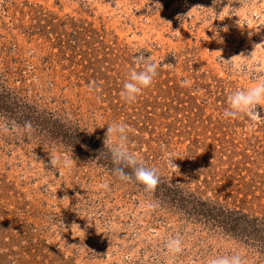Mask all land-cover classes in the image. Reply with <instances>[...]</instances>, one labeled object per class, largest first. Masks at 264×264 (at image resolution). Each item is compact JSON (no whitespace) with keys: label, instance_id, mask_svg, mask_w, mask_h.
I'll use <instances>...</instances> for the list:
<instances>
[{"label":"rangeland","instance_id":"374dc122","mask_svg":"<svg viewBox=\"0 0 264 264\" xmlns=\"http://www.w3.org/2000/svg\"><path fill=\"white\" fill-rule=\"evenodd\" d=\"M138 54L158 75L128 104ZM261 80L264 0H0V264H264V107L223 117ZM113 122L159 170L154 192L113 174Z\"/></svg>","mask_w":264,"mask_h":264},{"label":"clouds","instance_id":"9594fccd","mask_svg":"<svg viewBox=\"0 0 264 264\" xmlns=\"http://www.w3.org/2000/svg\"><path fill=\"white\" fill-rule=\"evenodd\" d=\"M133 63L135 67L129 70L127 79L124 81L120 92L122 100L128 104L136 103L144 90L154 83L159 67L151 56L143 54L136 55ZM235 67H239V65ZM190 83L188 80L182 81V85ZM99 91L100 89L96 83L94 81L90 82L88 92L92 94ZM257 106L264 107V80L256 83L254 87L232 92L228 96V107L223 112V117L226 119H238L240 116H246L250 120L256 121L260 117L259 112L255 111ZM32 130L31 123L26 122L24 131L31 135ZM128 131V126L124 123L113 122L108 125L104 140V150H107L110 156L113 174L125 182L134 178L138 184L143 185L145 192H154L160 181L159 170L146 165L139 155L130 148ZM0 132L8 134V125L0 123ZM161 150L166 151V147L161 145ZM49 155L52 168L59 170L60 175L63 174L62 170L71 171L73 158L68 157L66 154H57L55 150ZM174 160L172 155L168 154L166 162L170 168L177 167ZM103 187L107 188L108 185L105 184ZM149 207H154V205L149 204ZM88 219L91 220V217ZM164 247L166 254L174 259L182 253L183 241L178 236L169 238L165 242ZM169 264H172V260L169 261ZM207 264H248V261L242 253L238 252L230 256L212 258Z\"/></svg>","mask_w":264,"mask_h":264}]
</instances>
